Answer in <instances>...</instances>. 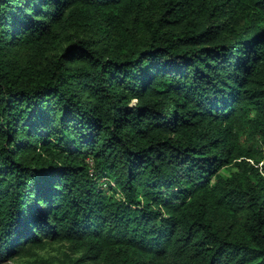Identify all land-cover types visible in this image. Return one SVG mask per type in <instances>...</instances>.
<instances>
[{
  "label": "trees",
  "instance_id": "obj_1",
  "mask_svg": "<svg viewBox=\"0 0 264 264\" xmlns=\"http://www.w3.org/2000/svg\"><path fill=\"white\" fill-rule=\"evenodd\" d=\"M254 142L264 0H0V264H264Z\"/></svg>",
  "mask_w": 264,
  "mask_h": 264
},
{
  "label": "rangeland",
  "instance_id": "obj_2",
  "mask_svg": "<svg viewBox=\"0 0 264 264\" xmlns=\"http://www.w3.org/2000/svg\"><path fill=\"white\" fill-rule=\"evenodd\" d=\"M243 145L246 147L253 144V142H249L246 138V136H243L242 138ZM255 146L258 148V150L262 153L264 156V146H262L259 143L254 142ZM233 171V168L224 169L222 171V174L225 176H228L230 172ZM40 256H42L47 262L53 263V264H66L67 258L66 256L75 257L73 253L69 250L67 247V244L65 245H54L52 248L48 249L45 252H40ZM27 259L25 258H16L11 263L12 264H23Z\"/></svg>",
  "mask_w": 264,
  "mask_h": 264
},
{
  "label": "built area",
  "instance_id": "obj_3",
  "mask_svg": "<svg viewBox=\"0 0 264 264\" xmlns=\"http://www.w3.org/2000/svg\"><path fill=\"white\" fill-rule=\"evenodd\" d=\"M250 162L253 163L252 161H250ZM262 165H263V162L259 165V167L261 168L260 171H261L262 175L264 176V171L262 169ZM90 174H91V176L93 175V170L92 169L90 170ZM108 185H109V182H108L107 179H103L101 181V186H102L103 189H107L108 188Z\"/></svg>",
  "mask_w": 264,
  "mask_h": 264
}]
</instances>
